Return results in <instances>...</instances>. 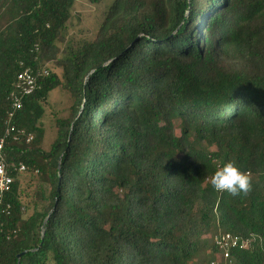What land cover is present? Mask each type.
Segmentation results:
<instances>
[{
    "label": "trees",
    "instance_id": "16d2710c",
    "mask_svg": "<svg viewBox=\"0 0 264 264\" xmlns=\"http://www.w3.org/2000/svg\"><path fill=\"white\" fill-rule=\"evenodd\" d=\"M74 1L0 0V138L18 73L48 71L4 144L0 264L222 262L220 233L245 243L230 264H264V0H113L81 41ZM55 88L70 104L44 151ZM229 160L247 196L211 186Z\"/></svg>",
    "mask_w": 264,
    "mask_h": 264
},
{
    "label": "built area",
    "instance_id": "2783aa9c",
    "mask_svg": "<svg viewBox=\"0 0 264 264\" xmlns=\"http://www.w3.org/2000/svg\"><path fill=\"white\" fill-rule=\"evenodd\" d=\"M47 75L48 71L46 69L41 72H34L30 68H25L16 76L13 89L10 92V110L5 121V134L2 138H0V208L3 206L5 195L11 190V186L14 181V178L8 170V166L3 155L5 140L10 137L13 141H19L21 138L25 137V131L16 128L12 124V121L15 117V114L22 109L23 100L27 96L33 94L38 88L39 78ZM25 140L26 142L31 141L32 136H26ZM14 171L21 174L28 172L29 168L24 164L19 163L16 167H14ZM4 208V212H8L10 206L7 204ZM213 244L220 251L223 263L216 259H212L207 264H230V249H241L245 247V243L241 242L237 236H234L230 233H220L215 235L213 237Z\"/></svg>",
    "mask_w": 264,
    "mask_h": 264
},
{
    "label": "rangeland",
    "instance_id": "374dc122",
    "mask_svg": "<svg viewBox=\"0 0 264 264\" xmlns=\"http://www.w3.org/2000/svg\"><path fill=\"white\" fill-rule=\"evenodd\" d=\"M112 2L113 0H102L98 3H91L88 0H75L68 21L69 37L72 36L74 41L92 40ZM50 67L52 68V66ZM69 104L68 93L60 88H55L48 93L44 114L39 121L43 129L42 149L44 151L50 149L56 137L53 118L55 115L63 116L64 110L68 108ZM21 174L23 178L27 176V172ZM220 255L221 253H217L213 257H219Z\"/></svg>",
    "mask_w": 264,
    "mask_h": 264
},
{
    "label": "clouds",
    "instance_id": "9594fccd",
    "mask_svg": "<svg viewBox=\"0 0 264 264\" xmlns=\"http://www.w3.org/2000/svg\"><path fill=\"white\" fill-rule=\"evenodd\" d=\"M210 184L220 193L227 192L233 197L241 193L247 196L252 191V176L250 172L241 171L235 160H229L214 171Z\"/></svg>",
    "mask_w": 264,
    "mask_h": 264
},
{
    "label": "water",
    "instance_id": "95a60500",
    "mask_svg": "<svg viewBox=\"0 0 264 264\" xmlns=\"http://www.w3.org/2000/svg\"><path fill=\"white\" fill-rule=\"evenodd\" d=\"M43 235H44V228H42V230H41V236L43 237ZM27 252H28V251H24V252L18 254V255L16 256L17 261L19 262L21 256L24 255V254H26Z\"/></svg>",
    "mask_w": 264,
    "mask_h": 264
}]
</instances>
